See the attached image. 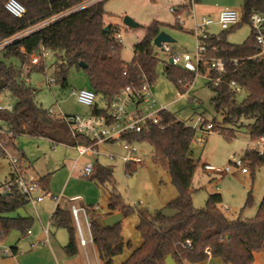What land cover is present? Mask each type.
Masks as SVG:
<instances>
[{"label": "trees", "instance_id": "16d2710c", "mask_svg": "<svg viewBox=\"0 0 264 264\" xmlns=\"http://www.w3.org/2000/svg\"><path fill=\"white\" fill-rule=\"evenodd\" d=\"M8 1L0 0V43L41 26L0 50V96L9 92L16 100L11 111L0 110V119L14 132V138L6 147L19 151V160L24 164L28 163L27 158L16 146V140L23 135L45 138L54 144L97 148L94 141L83 135L74 137L63 120L49 117L48 110L39 105L36 91L29 86L28 80L32 72L45 74L46 64L42 61L33 65L32 55L41 56L43 51L57 55L55 82H59L63 89L68 87L70 69L84 72L88 89L103 103L100 106L96 101L88 114L108 118L111 102L126 87L141 89L149 84L154 89L160 64L154 40L159 33L168 28L184 31L177 24L171 26L154 21L135 46L133 60L125 63L122 59L123 44L116 38L120 29L109 25L105 31V4L108 0H17L26 9L23 18H15L6 10ZM254 12L264 13V0H244L241 23L218 36L211 34L206 41L209 59L223 58L227 61L222 82L218 86L207 82L213 93L214 111L221 121L214 118L207 123H211L214 132L228 141L238 139L240 133L246 134L250 141L264 137V56H256L252 34L243 44H232L227 39L229 33L249 24ZM183 13L191 15L190 3L177 6L175 17ZM169 47L170 53L161 49L168 58L180 53L173 44ZM81 63L86 68L81 67ZM163 67L164 75L177 90H183L186 83L196 79V74L168 61L163 62ZM232 82L245 92L243 100L238 101L241 92L229 87ZM162 125L164 128L154 126L141 134L122 139L131 144H148L152 148L153 161L169 172L178 191V197L166 207L172 214L165 209L152 212L127 204L117 190L114 170L97 162L89 178L106 191L108 213L102 216L93 207H87V210L93 244L100 260L104 264H113L126 246L122 223L102 227L100 221L117 213L124 218L137 213V231L142 244L123 264H166L168 257H172L175 264H201L209 259H220L225 264H254L255 253L264 249V196L252 218L243 217V212L253 205L252 192L235 219L228 218L222 210L221 193L211 194L204 208H196L193 202L197 191L194 179L200 161L193 159L192 146L197 133L172 113L162 114ZM0 157H6L1 147ZM242 158L252 176L257 168L264 167V158L256 152L246 150ZM136 166L127 163L126 175H132ZM49 181L50 175L39 179L41 189L47 193ZM27 205L28 200L16 187L6 194L0 193V242H5L12 232L25 236L32 230L33 218L15 216ZM50 225L55 230L67 231L69 242L64 247L65 253L68 258L77 257L80 251L71 209L59 204ZM12 250L15 255L16 249L13 247Z\"/></svg>", "mask_w": 264, "mask_h": 264}, {"label": "rangeland", "instance_id": "374dc122", "mask_svg": "<svg viewBox=\"0 0 264 264\" xmlns=\"http://www.w3.org/2000/svg\"><path fill=\"white\" fill-rule=\"evenodd\" d=\"M181 2L182 0H108L106 2L105 22L121 30L122 59L125 63H130L133 60L135 46L140 43L147 27L154 21H160L171 26L176 24L181 26L184 31L168 28L165 29V32L176 40L173 46L180 53L192 54L196 50V37L191 32L194 23L202 21L203 17L215 18L213 12L226 7L241 11L244 0H198L194 7L193 18L190 17L191 15L183 13L177 14L182 17L179 19L170 9ZM126 17L133 19L139 24V27H126L123 23ZM106 23L105 25L108 26ZM208 30L210 34L217 36L225 32L218 25H214ZM250 36L251 28L249 24H246L235 32L229 33L227 39L232 44H243ZM156 53L160 60L159 77L154 87V94L158 101L164 105H169L168 111L184 122L196 119L199 113H204L210 120L217 118L221 121V117L216 115L214 111L211 102L213 93L207 86L208 80L205 75L199 74L196 77L191 87V94L186 99L172 103L177 98L179 91L164 75L163 62L168 61L166 53L158 48ZM58 61L59 58L56 54L48 52L45 60L46 73L36 71L31 73L28 84L36 91L37 102L44 110L53 109L56 115L61 112L66 115L86 112L87 108L80 106L75 97L76 90L88 88V80L84 72L70 69L67 75L68 87L66 89H63L59 82L48 83L50 78L57 79L55 64ZM245 95V92H241L238 101L243 100ZM190 98L196 101L190 102ZM96 101L100 106H103L98 98ZM15 104L16 100L9 92L0 96L2 109L14 107ZM54 117L56 118V116ZM249 141L244 133H240L238 139L233 141H228L219 133H214L206 137L204 144H193V159L196 162L200 161L194 179V187L197 191L193 195V202L196 208H204L211 194L221 193L223 196L222 210L230 219H235L244 207L248 194L252 192L253 205L243 212V217L252 218L256 215L264 196V167L257 168L254 176H252L251 171L250 174L243 175L241 171L236 169L230 174L222 173L227 166H231L230 163L234 157L241 158L243 156L248 149ZM17 142L32 162V170L35 175L38 178L39 176L50 175L49 188L55 198L63 197L70 200L72 197H77L84 203V207L93 206L100 213H105L107 210L106 193L100 185L83 175L88 165L94 166L97 162L114 170L118 192L126 203L135 209H148L152 212L165 209L166 212L171 213L166 207L178 197L177 188L172 183L169 172L153 161L152 148L146 143L135 144L136 156L141 158L144 163L136 166V171L132 175H126V164L122 157L127 155V151L125 149L126 144L123 142L101 144L98 152L91 151L81 158L76 148H67L62 145L53 146L45 139L23 135L18 137ZM9 151L16 155L13 149H9ZM204 165L209 166L210 174L204 172ZM10 172L11 167L8 158L0 157V184L9 180ZM61 205H67L69 208L80 207L76 203L64 201ZM20 212L36 218V214L30 205L20 209ZM40 214L44 224H48L50 214L43 213L41 208ZM80 220L83 235L89 241L90 234L83 214L80 215ZM138 223L137 213L124 218L122 234L126 246L123 253L114 259L113 264H123L134 250L141 246L142 237L137 231ZM39 226L40 224L35 222L32 229ZM59 233L66 235L67 231L62 229L59 230ZM128 244H130L129 247ZM78 246L80 254L76 257V264H104L100 260L97 248L93 243L83 247L78 241ZM210 263L225 264L220 259L211 260Z\"/></svg>", "mask_w": 264, "mask_h": 264}, {"label": "built area", "instance_id": "2783aa9c", "mask_svg": "<svg viewBox=\"0 0 264 264\" xmlns=\"http://www.w3.org/2000/svg\"><path fill=\"white\" fill-rule=\"evenodd\" d=\"M98 1V0H97ZM197 0H184L181 5L191 4V18L194 16V7L197 5ZM6 10L15 18H23L26 14L25 7L17 0H9L5 5ZM177 6L171 7L170 11L175 15ZM179 19L182 17L177 15ZM242 21L241 11H237L232 8H223L217 18L203 17L202 21L195 22L192 34L196 37V50L190 54L187 52L177 54L169 58L172 60V65L183 68L184 70L196 74L205 73L207 80L214 85L218 86L222 82L223 76L227 71V61L223 58L209 59L207 57L208 47L206 41L211 35L209 28L218 25L223 31H227ZM249 26L251 28V34L255 40V49L257 51V57L264 56V13L254 12L249 19ZM40 27H35L26 34L17 36L11 40L0 43V50L6 45L16 39H20L29 33L38 30ZM116 38L121 42L122 33L118 30ZM163 50L170 53L171 48L168 44H163ZM48 56L47 51H43L41 56L32 55L31 63L38 65L42 61L45 62ZM237 63V60L234 61ZM213 74V76H212ZM48 83H55V78L48 79ZM193 82H188L183 86V90H178L177 98L175 101L186 99L191 94V87ZM229 87L237 92H241V88L232 82ZM76 101L79 105L90 109L96 103V95L90 89H79L75 92ZM191 99V98H190ZM192 100V99H191ZM169 105H164L158 101L154 94V89L145 84L141 89L133 87H126L110 104L108 111V118L93 115H66L62 112L56 115L53 109L48 110V115L51 118H59L67 125L70 133L76 137L77 135H83L90 140L94 141L96 145L104 143L123 142L126 144L125 149L127 155L122 157V160L127 163H133L137 166L142 165L144 161L137 157V148L135 143L131 144L128 141L122 139L124 136L141 134L150 130L154 126L164 128L162 125V114L171 113L168 111ZM13 107L0 110L11 111ZM185 124L196 131L197 137L194 143L204 144L206 137L214 134L213 125L207 123L202 115H198L196 119H191ZM14 138V132L9 125L2 119H0V147L5 151L6 158H8L13 177L0 186V193L6 194L11 191L13 187L26 197L28 204L35 210L37 206L43 202L46 198L51 197L49 193L43 191L39 185V179L31 172L27 164L21 163L18 155H13L9 148L6 147ZM79 155H85L94 151L93 147L88 146H76L75 147ZM248 151H253L258 154L259 157L264 158V137L255 141H249ZM231 166H227L222 173L229 174L234 169L241 171L242 174L250 173L249 167L246 165L243 158H236L230 163ZM93 172V165H88L83 175L89 177ZM96 210V209H95ZM71 214L73 222L76 228L78 240L81 246L87 247L89 243H93L89 215L86 207L73 206L71 208ZM83 214L88 225V231L90 239L87 241L83 235L80 215ZM29 234L31 231L28 232ZM48 233V229L46 231ZM14 256V252L11 247L5 246L4 242H0V257L8 258Z\"/></svg>", "mask_w": 264, "mask_h": 264}, {"label": "crops", "instance_id": "0c3cea01", "mask_svg": "<svg viewBox=\"0 0 264 264\" xmlns=\"http://www.w3.org/2000/svg\"><path fill=\"white\" fill-rule=\"evenodd\" d=\"M182 3H184V0H182V2L179 3L176 6H179ZM172 7H174V6H172ZM220 11L221 10H216L215 12H213L215 18L218 17ZM106 24L108 26L112 25V24H108V23H106ZM168 62H169V58H168ZM84 89H86V88H84ZM180 101H175V99H174L172 103H177V102H180ZM192 101H196V100L195 99H192V100L190 99V102H192ZM88 111H89V109H87L86 112H84V113L73 114V115H88ZM198 115H202L208 121L212 120V119L211 120L208 119V117L204 113H199ZM24 136H27V135H24ZM36 138H41V137H36ZM41 139H45V138H41ZM45 140H48V139H45ZM48 141L53 146L62 145V146L67 147V148H75V147H72V146H69V145H65V144H54L50 140H48ZM99 145H101V144H99ZM99 145H97V148L94 151L98 152ZM16 146L26 156L27 161H28L27 164L29 165V168H30L31 172L35 175V173L32 170V167H33L32 162L27 157V155L24 152V150L19 146L17 140H16ZM14 152H15L16 155L19 154V151H17V150H14ZM88 154L79 155V157L81 158V157L86 156ZM204 172H206L207 174H210L208 165H206V167L204 168ZM248 174H250V173H248ZM248 174H243V175H248ZM35 176L38 178L37 175H35ZM44 177H46V176H44ZM41 178H43V176H41V177L39 176L38 179H41ZM6 181H8V180H6ZM4 183H2V184H4ZM2 184H0V186ZM49 184H50V181H49ZM104 192L106 193L105 190H104ZM48 193L51 195V197L46 198L43 202H41L37 206L36 210L31 206L33 208V211L36 214V218L30 217V216H26V215L22 214L20 212V210L17 211L15 216H21V217H24V218H33L35 220V222H38L40 224V226L35 228V229H32L31 233L30 234L27 233L25 236L21 235L18 232H12L13 234L11 233L10 237L4 242V244H5V246L11 247V248L14 247L16 249L17 253L14 256L8 257V258L0 257V264H76L75 263L76 257L75 258H68L66 253H65V250H64V247L69 242V235H67V233H66V235H63L62 233H59V230L53 229L51 227V225H50V221H49L48 224H44V222L42 220V217H41V214H40V208H41V211L43 213H49L50 216L52 217L54 211L56 210V207L59 204L61 205L62 201L69 202V203H76V205L78 204V205H80V207H84V203H82V201H80L79 198H77V197H72L70 200H66L63 197L55 198L51 194L50 188H48ZM106 195H107V193H106ZM65 206H67V205H65ZM88 207H93V206H88ZM106 207H107V201H106ZM24 208H21V209H24ZM95 211H96V213H98L99 215H102V216H104V215H106L108 213V210H106V212L103 213V214L100 213L98 211V209H96ZM51 217H50V219H51ZM47 229H48V233H46ZM60 230H62V229H60ZM77 238H78V236H77ZM79 251H80V249H79ZM211 260H214V259H209L208 261L203 262L201 264H211L210 263ZM254 264H264V249L262 251H260V252L255 253V262H254Z\"/></svg>", "mask_w": 264, "mask_h": 264}, {"label": "water", "instance_id": "95a60500", "mask_svg": "<svg viewBox=\"0 0 264 264\" xmlns=\"http://www.w3.org/2000/svg\"><path fill=\"white\" fill-rule=\"evenodd\" d=\"M124 25L129 28H138L139 24L136 23L133 19L126 17L123 21ZM105 31H108V26L105 27ZM176 40L170 36L167 32L162 31L154 40V45L158 49H163V44H175ZM169 63H172V60H169ZM81 67L86 68V65L81 63ZM124 220V216L121 213L111 215L100 221L102 227H114L120 225ZM166 264H175L172 257H168Z\"/></svg>", "mask_w": 264, "mask_h": 264}]
</instances>
